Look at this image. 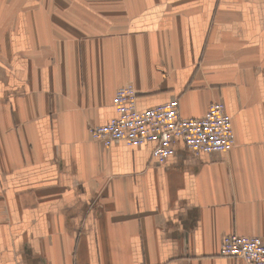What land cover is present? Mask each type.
<instances>
[{
	"label": "crops",
	"instance_id": "1",
	"mask_svg": "<svg viewBox=\"0 0 264 264\" xmlns=\"http://www.w3.org/2000/svg\"><path fill=\"white\" fill-rule=\"evenodd\" d=\"M140 110L223 101L229 153L105 149L117 89ZM264 240V0H0V264H246Z\"/></svg>",
	"mask_w": 264,
	"mask_h": 264
},
{
	"label": "built area",
	"instance_id": "2",
	"mask_svg": "<svg viewBox=\"0 0 264 264\" xmlns=\"http://www.w3.org/2000/svg\"><path fill=\"white\" fill-rule=\"evenodd\" d=\"M137 92L129 84L117 89L113 98L115 117L102 125H93L92 139L105 149L123 143L139 149L153 145L152 158L156 165H165L181 143L188 152L220 154L231 152L236 145L233 117L223 101L212 103L206 115L186 119L180 115L179 100L140 110ZM221 255L243 260L246 264H264V240L260 237L225 235Z\"/></svg>",
	"mask_w": 264,
	"mask_h": 264
}]
</instances>
